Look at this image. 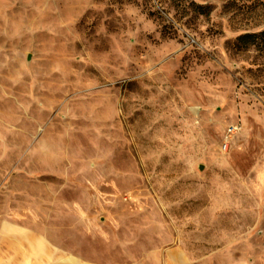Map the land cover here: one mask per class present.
Wrapping results in <instances>:
<instances>
[{"label":"rangeland","instance_id":"1","mask_svg":"<svg viewBox=\"0 0 264 264\" xmlns=\"http://www.w3.org/2000/svg\"><path fill=\"white\" fill-rule=\"evenodd\" d=\"M263 28L264 0H0L5 249L264 264V47L236 40Z\"/></svg>","mask_w":264,"mask_h":264},{"label":"crops","instance_id":"2","mask_svg":"<svg viewBox=\"0 0 264 264\" xmlns=\"http://www.w3.org/2000/svg\"><path fill=\"white\" fill-rule=\"evenodd\" d=\"M47 233V227L44 231H35L31 228L17 226L15 233L10 234L6 239L8 242L6 249L2 242L0 243V264L3 261L13 264H45L46 260L51 257V240ZM13 251L14 253H11ZM62 257L67 264L73 262L71 255Z\"/></svg>","mask_w":264,"mask_h":264},{"label":"trees","instance_id":"3","mask_svg":"<svg viewBox=\"0 0 264 264\" xmlns=\"http://www.w3.org/2000/svg\"><path fill=\"white\" fill-rule=\"evenodd\" d=\"M237 43L240 46H249L254 44H262L264 47V28L258 32H245L237 37Z\"/></svg>","mask_w":264,"mask_h":264},{"label":"bare ground","instance_id":"4","mask_svg":"<svg viewBox=\"0 0 264 264\" xmlns=\"http://www.w3.org/2000/svg\"><path fill=\"white\" fill-rule=\"evenodd\" d=\"M11 4H15V1H13V2H11L10 4H9V8L11 7V6H13V5H11ZM39 26L40 27V23H37L36 22V19L34 18V17H32L31 16V11H28V15H27V18L25 19V21H24V23H23V26L24 27H28L29 29H31V27L32 26Z\"/></svg>","mask_w":264,"mask_h":264},{"label":"built area","instance_id":"5","mask_svg":"<svg viewBox=\"0 0 264 264\" xmlns=\"http://www.w3.org/2000/svg\"><path fill=\"white\" fill-rule=\"evenodd\" d=\"M236 130V126L235 125H230V126H228V128H227V133L228 134H231V133H233L234 131Z\"/></svg>","mask_w":264,"mask_h":264}]
</instances>
